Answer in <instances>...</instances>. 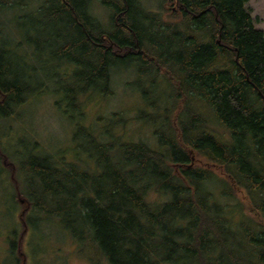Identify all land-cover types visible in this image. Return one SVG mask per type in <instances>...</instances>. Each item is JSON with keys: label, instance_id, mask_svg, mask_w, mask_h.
<instances>
[{"label": "trees", "instance_id": "trees-1", "mask_svg": "<svg viewBox=\"0 0 264 264\" xmlns=\"http://www.w3.org/2000/svg\"><path fill=\"white\" fill-rule=\"evenodd\" d=\"M249 1L162 0L151 10L141 0H0V40L8 14L16 37L0 45V119L32 95L52 93L55 80L58 102L78 113L92 94L111 95L113 74L125 66L156 111L141 118L161 119L169 133L157 132L151 146L105 141L110 129L103 136L83 127L78 133L95 146L77 145L87 168L38 154L20 166L1 153L0 162L21 175L12 176L15 197L68 233L77 212L84 240L109 264H264V31ZM38 29L43 52L34 50L42 47ZM47 52L75 69L33 88L30 62ZM13 55L28 71L7 64ZM207 165L223 172L229 188L211 190ZM18 245L12 240L10 254Z\"/></svg>", "mask_w": 264, "mask_h": 264}, {"label": "rangeland", "instance_id": "rangeland-1", "mask_svg": "<svg viewBox=\"0 0 264 264\" xmlns=\"http://www.w3.org/2000/svg\"><path fill=\"white\" fill-rule=\"evenodd\" d=\"M141 2L151 10H158L162 5V0H141ZM247 8L257 28L264 31V0H250ZM101 12V8H96L95 13L98 16H101ZM2 18L4 19L2 23L7 29L4 31V38L8 41L16 40L12 33L15 27L11 15H4ZM38 33L39 29L35 33L36 43L41 44L42 47H36L34 50L41 49L39 52H43L45 40L40 38ZM6 40H0V45L7 48ZM35 54L38 55H34L30 62L32 66L29 68L33 76L30 79L33 88L40 87L42 82L50 81L54 72L62 74V71L72 72L75 69L72 62L59 67L60 60L50 55H57L56 52ZM61 61L64 60L61 59ZM6 62L12 64L14 67L11 66L17 72L28 71L19 55L9 57ZM119 67L118 72L113 74V93L106 98L99 94H92L91 98L82 102L78 113L70 107L66 108L64 102H58L63 98V91L57 80H55L57 84L48 82L52 93L42 90L43 95L28 97L25 103L14 110L11 117L0 119V156L4 152L9 158L12 155L15 163L21 166L31 159V155H50L55 158L60 155L63 156L64 161L81 163V166L87 168V156L78 153L80 149L77 145L84 143L88 151H94L95 146L90 139L78 133L80 129H84L83 127L88 129L93 127L103 136H107L104 129H110L111 137L106 138L105 141L121 137L122 141L144 142L153 146L159 137L157 132L160 137L165 138L169 133L167 134L161 119H156L155 123H152L150 119L141 118L144 116L141 114L142 111L156 113L137 92L138 88L144 87V82L138 79L137 72L125 66ZM132 83L134 88L133 85L131 86ZM145 85L148 86V83ZM149 96L151 98V95ZM121 118L127 119L124 125L120 124L124 120ZM77 134V141H74V136ZM191 154L192 162L200 164V161L194 160V153L191 152ZM4 163L0 162V264H109L95 247L93 248L84 240V234L87 232L77 212L71 219L74 221L70 227L71 233H68L57 222V224L51 222V219L47 220L45 216L34 212L33 205L27 198H16L19 185H16L12 176L21 175L10 163L5 165ZM206 167L213 173L212 181L215 180L211 184V190L219 194L225 187L229 188V179L223 176L221 170L208 165ZM22 188L29 190L27 185ZM233 194L237 201L242 200V193L237 189L233 191ZM150 198L157 197L151 195ZM227 200L226 197L222 198V202ZM54 208L57 207L54 206ZM247 213L250 214L248 211ZM49 217L53 218V215ZM12 240L19 243L14 254H10Z\"/></svg>", "mask_w": 264, "mask_h": 264}]
</instances>
